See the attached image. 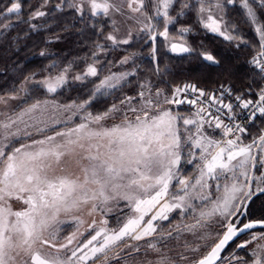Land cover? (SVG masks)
I'll use <instances>...</instances> for the list:
<instances>
[{"label": "snow or ice", "instance_id": "snow-or-ice-1", "mask_svg": "<svg viewBox=\"0 0 264 264\" xmlns=\"http://www.w3.org/2000/svg\"><path fill=\"white\" fill-rule=\"evenodd\" d=\"M50 4L51 0L35 4L7 0L0 6V35L18 21L29 24L32 31L50 28L47 20L44 24L32 21L66 13L74 23L65 24L63 31L79 23L84 27L76 31L82 37L88 29L97 37L93 62L70 75L74 62L69 61L57 75L34 83L57 93L75 82L96 80L79 103L36 100L13 115L0 112V264H110L112 259H122L117 248L126 250L134 264H143L134 255L141 251L137 242L154 237L159 239H148L146 253H155L158 259L147 264H179L189 257L183 253L177 254L178 260L170 257L160 242L179 239L185 231L195 235L217 216L224 231L191 264H223L221 253L241 234H250L251 239L238 244L239 248L247 252L248 245L256 242L255 246L246 258L233 256L228 264L233 259L237 264H264V218L252 219L249 211L254 198L264 196V128L258 136H251L248 127L238 122L237 112L244 113L249 123L264 118V19L260 16L264 0H59L55 12ZM229 5L243 10L246 22L258 35L259 47L248 62V83L239 91L224 82H217L215 88L192 81L165 88L145 79L130 95L123 89L131 84L129 77L137 75L135 70L101 76L97 57L133 42L131 29L123 38L119 36L121 23L127 21L140 25L138 31L151 41L154 74L161 71L158 37L167 42L171 53H196L206 62L200 71L228 72L210 51H198L189 44L185 34L193 29L181 21L194 12L207 32L238 41L236 47L248 44L238 33L233 34L237 26L227 19ZM25 7L31 10L23 20ZM60 39L54 35L48 42ZM136 56L123 55L117 63H131L135 68ZM33 78L34 74L27 77L9 98L27 93L25 85ZM114 90L123 93L118 102L103 112L89 110L99 97L115 95ZM0 103H7L5 97L0 96ZM214 105L215 112L211 110ZM75 117H80L79 122H74ZM246 136H250L248 143ZM187 165L193 170L190 174L184 173ZM197 200L207 201L211 207L197 205ZM197 208L194 224L170 227L173 212L192 215ZM97 213H114L119 227L109 228L107 219L97 223L95 218L91 222L83 218ZM69 218L75 230L61 235ZM256 229L259 234L252 231ZM207 238V234L199 237ZM185 247H189L187 242ZM191 250L198 252L199 247Z\"/></svg>", "mask_w": 264, "mask_h": 264}, {"label": "trees", "instance_id": "trees-1", "mask_svg": "<svg viewBox=\"0 0 264 264\" xmlns=\"http://www.w3.org/2000/svg\"><path fill=\"white\" fill-rule=\"evenodd\" d=\"M36 2L37 0H31L32 4ZM58 2L59 0H51L49 5L54 12V5ZM6 3L7 0H0V6ZM30 10V8L25 7L23 20L27 19V13ZM260 16L261 19H264V13H260ZM227 19L237 26V32L233 34L238 33L248 44L241 43L240 47H236L238 41H226L223 37L207 32L197 21L194 12L185 16L181 23L186 26L190 25L193 29L191 33L185 34L189 44L197 48L198 51H210L221 61L224 68L229 69L228 72L219 70L200 71L201 64L206 62H202L196 53L191 54V56L171 53L168 50L167 42L157 39L156 47L161 71L159 74H154L153 62L150 58L151 49L149 45L151 41H148L147 34L142 32L132 44L119 46L117 50L107 54L101 53L97 57L101 61L99 65L102 68L101 76L108 75L123 55L137 53L134 69L137 75L129 77L131 84L123 89V93L133 94L137 83H142L145 79L165 88L168 84L176 85L187 81L199 82L202 87L215 88L217 82H224L232 84L234 89L239 91L248 83V69L250 67L248 62L259 47L258 37L246 22L243 10L238 5L228 6ZM45 20L52 24V27L32 31L29 24L18 21L16 27L0 35V73H6V75H0V96L7 97L16 94L20 85L33 74L36 79H44L48 75L58 74L68 65L69 61L74 62L70 73L80 72L87 63H92L93 40L97 37L93 35L91 29L86 30L83 37L76 31L77 28L84 27L83 24L76 23V26L70 31H63L65 24L74 23L73 19L66 13H56L54 17L50 16L39 21H32V23L44 24ZM53 20L57 22L52 23ZM108 30L106 27L105 31ZM169 31L174 32V29L170 27ZM26 32L28 33L27 36H25ZM54 35L61 36V39L49 43V38ZM99 39L100 43H105L102 38ZM108 44L110 46V42ZM41 52H44L45 55L41 56ZM50 65H56V67H50ZM128 65L130 68L133 67L131 63ZM193 69H197V71H192ZM93 80L96 78H89L85 83L75 82L54 95H49L41 87L33 88L29 92L27 103L48 97L56 98L61 102L69 103L75 100L79 103L88 96L93 87L91 83ZM123 93L117 92L115 95L99 97L93 102L91 108L104 109L109 107L114 102L113 98L117 102L118 97L122 96ZM263 125L264 118H260L252 123L249 129L252 132H259ZM249 211L252 214V219L264 218V196L255 199L249 205Z\"/></svg>", "mask_w": 264, "mask_h": 264}, {"label": "rangeland", "instance_id": "rangeland-1", "mask_svg": "<svg viewBox=\"0 0 264 264\" xmlns=\"http://www.w3.org/2000/svg\"><path fill=\"white\" fill-rule=\"evenodd\" d=\"M118 19H120V18H118ZM139 28H140V25L136 24L135 21H127L126 24L125 23H121V32L119 33V36L121 38H123L126 35L127 30L131 29L132 33H133V37H134L133 41H134L142 33V32L138 31ZM257 37H258V35H257ZM157 39H162L163 40V38H160V37H158ZM98 67H100V66L98 65ZM132 68H130L128 64L121 66V65H119L117 63V64L114 65L113 69H111L112 71H110V72L120 73V72H125V71H132V70L135 69V68H133V69ZM82 71H80V72H82ZM80 72L70 73V75L78 74ZM55 75H57V74H51V76H55ZM48 76H50V75H48ZM39 80H43V79H36L34 77L33 81H29V83H27L25 85L28 88V92L27 93L19 92V98L18 99L13 100V99L9 98L10 96L5 97V100L7 101V103L6 104L5 103H0V112L7 113L9 115H13L14 112L20 111L23 107H27L29 104L34 103V102L27 103V99H28V95H29L30 90H32L33 88H36V87H40V86H38V85H36L34 83V81H39ZM24 82L22 84H24ZM133 87H135V86L133 85ZM41 88L43 90H45V92H47V90L45 88H43V87H41ZM117 92H119V91H115V93H117ZM47 93L49 95H54L55 94V93H49V92H47ZM45 99H47L49 101H55L58 104H67V102H61L60 100H58L56 98L48 97V98H45ZM45 99H43V100H45ZM113 99L116 102L115 98H113ZM69 103H71V102H69ZM106 108H104V109H102V108L101 109H94V108H91V106H90L89 110L92 111L95 114V113H98V112H103ZM181 108L187 109V106H181ZM211 110L213 112H215V105L213 106V108ZM193 111H194V109H193ZM222 111H226V110H222ZM237 112L239 114L238 122H243L245 124V126L248 127V129H249V127L252 125V123H249L247 121L246 115L244 113H240L239 109H237ZM2 118L3 117H0V119H2ZM61 118H63V117H61ZM79 119H80V117H75L74 118V122H79ZM256 126H258V125H256ZM261 128H264V125ZM249 133H250L251 136H258L260 134V130H259V132H252L249 129ZM36 138H39V137H36ZM24 140H25V142H28V143L31 142L27 138H24ZM248 142H250V136H246L245 137V143H248ZM192 171L193 170H192L190 165H187V166L184 167V173L185 174H190V173H192ZM223 182L224 181L221 180V183H223ZM215 195H216V193L213 192V199L215 198ZM194 203L197 204V205L204 204V205L207 206V208L211 207V204L208 203L207 201L201 202V201L197 200ZM15 206L16 207H20L19 204L15 205ZM125 211H127V209H125ZM199 211H200V208H197L196 212L193 213L192 215H189L188 213L178 214L179 210H177V212H173L170 215V219H172V224L170 225V227L174 228L176 225H180L181 227H183V225H185V224H189V225L190 224H194L196 218L198 217ZM83 218L86 221H88V222H91V220L93 218H95L97 223H99V221L102 220V219H107L109 221V223H108V227L109 228H117V227H119V225L117 224V221L115 219V214L114 213H110L107 216H104V215H101L100 213H97L95 215V217H89V216L85 215ZM122 219H123V217H122ZM165 223H167V222H165ZM62 227H63L64 231L61 233V235H67L68 233H70V232L75 230L74 222H72L70 218H69V222L64 224ZM81 231H83V229H81ZM223 231H224V229H223L222 224H221V218L217 216V217H213L211 220H209L207 222V226L206 227L197 229L195 235L185 231L179 237V239H169L166 242H160L159 246L162 247L163 250L170 257H172L174 259H177V260L179 259L178 255H177L178 253H183L184 255L189 257V260L180 261L179 264H191L192 261H194V260L200 258L202 255L206 254L209 246H211L219 238L217 234L218 233H222ZM259 231L260 230H256L255 232L257 234H259ZM202 234H207L210 238H207V239H204V240L199 239V237ZM85 235H88V233H85ZM174 235H175V233H174ZM148 239H151L153 241H157L159 238L158 237L146 238V240H144V241L137 242L141 246V251H140V253H136L134 255L136 257V260L143 262V264H147L148 261L155 262L158 259L157 255L155 253H152L150 251H148L146 253V244H147ZM249 239H251V235L247 234L242 239H240L236 244H234L233 246L238 247V244L244 243L246 240H249ZM185 242H187L189 247H185ZM165 243L167 244V247H164ZM255 243L256 242H253L252 244L248 245V251L247 252L244 249H241V248L240 249L238 248L237 251L230 252L231 248L233 247V246H231L230 249L226 252V256H224V258L222 259L223 264H228V260L231 259L233 256H240V257L246 258L248 253L250 252V250L255 246ZM195 247H199V251L198 252H193L191 250L192 248H195ZM116 251L120 252V255H121L122 259L120 261L112 259L110 261V264H125V262H127V264H134V261L132 260V258L128 257L125 254L126 250L122 251L120 248H117ZM111 255H113V254L110 253V256ZM90 264H91V262H90ZM101 264H103V262H101ZM219 264H221V262ZM232 264H237V261H235L233 259L232 260Z\"/></svg>", "mask_w": 264, "mask_h": 264}, {"label": "flooded vegetation", "instance_id": "flooded-vegetation-1", "mask_svg": "<svg viewBox=\"0 0 264 264\" xmlns=\"http://www.w3.org/2000/svg\"><path fill=\"white\" fill-rule=\"evenodd\" d=\"M244 237V236H243ZM243 237L239 238L238 240H236L235 242H233L229 247L228 249L223 253L222 255V259L224 258V256H226V252L230 249L231 246H233L234 244H236L240 239H242ZM239 247H236V246H233L231 248V251L230 252H234V251H237ZM240 249V248H239ZM221 261H219L217 264H219Z\"/></svg>", "mask_w": 264, "mask_h": 264}, {"label": "water", "instance_id": "water-1", "mask_svg": "<svg viewBox=\"0 0 264 264\" xmlns=\"http://www.w3.org/2000/svg\"><path fill=\"white\" fill-rule=\"evenodd\" d=\"M254 200H255V198H254ZM256 230H259V229H256ZM256 230H252V231H256ZM245 235H247V234H241L240 236H238V237H236V238H234L232 241H230L229 242V244L226 246V248L224 249V251L221 253V258H222V255H223V253L228 249V247L233 243V242H235L236 240H238L239 238H241V237H243V236H245ZM219 261H217V263H218Z\"/></svg>", "mask_w": 264, "mask_h": 264}]
</instances>
